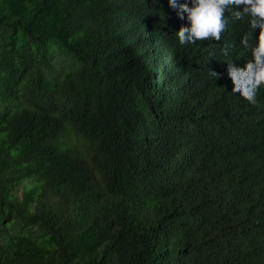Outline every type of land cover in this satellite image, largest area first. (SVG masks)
Here are the masks:
<instances>
[{
  "label": "trees",
  "instance_id": "16d2710c",
  "mask_svg": "<svg viewBox=\"0 0 264 264\" xmlns=\"http://www.w3.org/2000/svg\"><path fill=\"white\" fill-rule=\"evenodd\" d=\"M185 22L0 0V264H264V89L233 93L221 51L245 63L247 26L181 45Z\"/></svg>",
  "mask_w": 264,
  "mask_h": 264
},
{
  "label": "clouds",
  "instance_id": "9594fccd",
  "mask_svg": "<svg viewBox=\"0 0 264 264\" xmlns=\"http://www.w3.org/2000/svg\"><path fill=\"white\" fill-rule=\"evenodd\" d=\"M177 15L186 22L175 32L181 45L198 41H221L233 20L245 24L246 30L235 35L232 42H240L239 50L245 63L231 57L230 45L225 42L221 51L227 57V75L233 93L255 104L264 89V0H168ZM244 49L251 53L249 57ZM216 78L220 75L210 71Z\"/></svg>",
  "mask_w": 264,
  "mask_h": 264
}]
</instances>
